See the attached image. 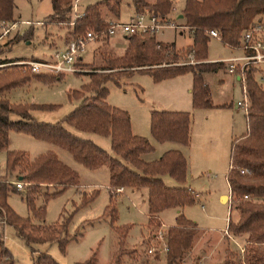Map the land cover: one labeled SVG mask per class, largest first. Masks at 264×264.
<instances>
[{"label": "trees", "instance_id": "trees-1", "mask_svg": "<svg viewBox=\"0 0 264 264\" xmlns=\"http://www.w3.org/2000/svg\"><path fill=\"white\" fill-rule=\"evenodd\" d=\"M108 1L111 0H99L87 5L82 16L68 27V32L77 36L87 30H103L106 21L100 5L117 15L118 0H114L113 5ZM132 2L135 13L146 10L165 16L170 7L169 0H154L151 4L142 0ZM50 4L52 14L57 17L71 9L70 0H51ZM263 7L264 0H184L181 26L191 31L192 43L189 50L196 57H205L209 39L205 32L209 29L218 32L223 45L236 46L244 30L243 16L251 9ZM13 8V0H0V21H13ZM16 36L21 39V36ZM125 39L127 45L122 56H103L101 62L88 74L87 82L78 90L67 92L68 98L73 97L78 103L55 123L36 121L30 115V111L34 109H52L54 106L13 104L3 93L31 78L46 84L59 78L48 74H33L23 65L0 66V150L5 151V174L0 176V225L11 227L16 236L29 247L32 264H59L46 251L38 250L34 245L55 240L63 251L65 242L76 237V233L68 234L66 231L69 216L64 217L60 223L44 224V204L36 206V201L41 199L45 203L67 187L76 185L78 177L53 151H45L30 159L24 151L6 149L9 131L24 133L67 150L76 162L88 169L107 166L110 191L118 187L145 188L147 226L153 223L160 225L157 214L162 210L180 208L194 202V195L187 188L165 186L160 178L166 174L178 182L184 180L186 163L180 152L167 150L156 160H142L141 155L151 152L153 147L144 137L131 133L128 115L124 110L107 104L104 83L107 80L117 83L120 77L129 76L134 71L148 74L153 82L191 72L192 107H210L209 91L201 75L218 69L222 64H176L173 58L165 54L167 48L173 47L171 43L161 44L154 40V35L146 34H131L125 36ZM12 61L15 60H0V64ZM254 72L252 67L245 71L249 103L245 114L246 132L231 142L230 167L226 174L232 206L237 213L235 220L228 218L226 230L233 236H243L245 243L239 260L225 255L221 264H264V87L256 82ZM10 114L16 115L18 119L10 120ZM188 124L187 112L151 110L149 113L150 133L159 143L172 141L186 144ZM66 126L109 137L112 154L91 140L72 133ZM240 170L247 172L240 173ZM10 176L14 179L9 178ZM14 182H22L21 188H16ZM110 191L102 217L108 218L117 233L119 246L113 253L110 264H119L117 253L129 225H113L116 221V196ZM11 193L20 195L26 205L28 217L17 216L9 207L6 199ZM96 194V191L83 193L80 206L92 201ZM243 196L246 198L242 199ZM236 199L239 200L234 202ZM197 230L193 221L185 218L182 213L176 214L174 223L163 232L166 245L164 264H178ZM0 264H13L1 232Z\"/></svg>", "mask_w": 264, "mask_h": 264}, {"label": "rangeland", "instance_id": "rangeland-1", "mask_svg": "<svg viewBox=\"0 0 264 264\" xmlns=\"http://www.w3.org/2000/svg\"><path fill=\"white\" fill-rule=\"evenodd\" d=\"M50 1L13 0L12 18L13 21L18 22L17 33H11L6 38V41L0 45V60H47L53 50L63 48L70 39L75 37L68 32V27H70L68 22L73 20L74 16L72 10L70 9L63 16L57 17L52 14ZM74 1L70 0V4L72 5ZM96 1L99 0H77L75 2L77 11L82 12L87 5L93 4ZM153 1L142 0V2L149 4ZM108 2L113 5L114 0ZM174 2L176 9L174 16H176L182 0H175ZM118 4L119 16L117 19L118 21H126L129 15H132L135 6L132 0H118ZM100 8L104 18L111 13L102 5H100ZM249 12H252L250 15L252 16L250 18L252 21L251 25L260 16L259 20L264 19V7L261 9H251L246 14ZM170 20L175 24H179L175 22L177 21L175 17L174 20ZM16 35L21 36V39ZM155 38L165 42L171 41L175 47L183 46L177 49L174 47L166 49L165 54L173 58V61L176 63L189 60L202 63L206 62L207 59H219L239 53V51L223 45L218 39L209 38L206 43L205 57H196L193 52L191 57H189L190 45L185 46L190 42L187 28H164L155 33ZM114 40L100 38L88 42L84 52L81 54V61L77 65L80 70L79 72L54 75V77H58L59 79L49 84L31 78L28 82L4 92L3 96L13 104L52 105L54 106L52 109H34L30 111V115L36 121L50 123L60 121L78 103L77 99L73 97L68 98L67 92L69 90H78L82 84L86 83L88 74L93 71L92 68L101 62L103 56L120 57L123 55L124 48L127 45L126 39L118 35L117 39ZM25 69L27 68L25 67ZM48 75L53 76V74ZM180 75L176 76L186 80L187 78H191L192 73L186 72ZM220 76L223 79L222 83L218 82ZM201 77L202 81L207 84V89H209V103L211 106L193 108L191 104V109L181 111L189 114L187 143L165 142L176 144L177 147H172L170 150L180 152L185 159L186 167L189 165V169L194 170L199 165L205 173L207 171L206 166H211L209 154H214L218 147L221 146L218 151L223 155V141L227 150L231 137L243 133L245 124L242 118L243 111H234L236 107L235 102L241 97L240 86L236 82L234 86H231L226 79L227 77L221 75V73L217 75L211 73L208 76L201 75ZM153 84L148 74L138 71L132 72L129 76L123 75L118 79L117 83L107 80L104 83L107 90L105 101L110 106L124 110L128 115L130 129L132 130V127L135 129L136 126L143 133L145 130V135L142 133L136 135L147 139L152 145L153 150L154 146L158 150L160 145H156L157 143L152 141L153 137L150 133L148 117L151 110H157L156 107H160L155 102L150 103L149 96L154 91L155 93L158 92L154 89ZM190 88L192 91V82ZM161 91L164 93V90ZM221 103H225L226 105L233 104V107L224 108V110L212 108L214 104ZM144 111H148V115L143 122L141 115ZM9 119L16 120L18 117L10 114ZM66 127L77 136L91 140L101 149L112 154L109 137L82 132L71 126ZM8 133L10 137H7L6 149L24 151L28 158L31 159L37 153L47 149H44L42 146L50 147L49 150L53 151L60 161L75 171L78 177L76 185L67 187L60 194L48 199L45 203H42L41 199L36 201V206L44 204V224L60 223L64 217L69 216L66 231L68 234L76 233V237L70 238L65 242L63 251L60 250L55 240L39 243L34 245V247L38 248V250L46 251L59 264H110L112 255L119 245L117 233L112 228L113 226L110 225L108 218L102 217L103 209L108 202V191H110L109 189L107 190L109 182L108 167L102 165L99 168L97 167L98 169L91 171L76 162L67 150L50 143L38 141L20 132L9 131ZM32 144H39L40 146H33ZM225 153L226 158L223 164L221 161V164L225 165L223 167L226 168L228 164V152L226 151ZM4 163L5 151L0 150V176L5 174ZM212 169L211 173L213 174L215 169ZM9 178L14 179L13 176ZM160 178L165 186L187 188L186 185H190L193 190L198 192V197L194 196V202L182 206L180 213L185 218L195 222L201 229H209L214 232V234H210V232L203 231L201 234L202 238H198L199 241H202L201 244L203 243L205 248L209 245V242L212 243L214 240L220 239L218 246L214 247L211 254L212 259L205 264H219L225 255H229L233 260H239L241 255L239 246L242 247L245 243L243 236L235 237L230 232H228V235L223 232L219 233L220 230L225 228V217L229 214V212L226 213V206L220 204L217 199L219 193L226 192L227 190L223 176L214 173L211 178L212 182H184L185 178L182 182H178L166 174L161 175ZM130 190L128 187H122L121 192H117L115 189L110 191V193H114L116 196V221L113 225H129L117 253L118 263L164 264V251L157 249L162 242L158 237V232L163 233L167 227H163L161 224L156 225L155 223L147 226V219L145 217L146 189L132 188V190H135L133 192ZM92 191L97 192L93 200L80 206L82 194H90ZM242 199L244 198L242 197ZM238 200L236 199L234 202ZM6 201L17 216L21 218L29 216L26 205L19 194H9ZM223 201L228 202V198L223 199ZM232 202L229 194L230 206H232ZM159 216L164 226L174 223L172 208L162 210ZM236 216L237 213L232 208L230 211L231 219L235 220ZM0 229L4 246L9 250L13 264H32L29 247L16 236L14 230L9 226L3 225H0ZM206 239L209 240L206 241ZM151 245L156 248L152 253L147 252V248ZM207 251L206 248L205 252ZM185 253L178 264H198L194 253L184 260ZM87 259L88 261H86Z\"/></svg>", "mask_w": 264, "mask_h": 264}, {"label": "built area", "instance_id": "built-area-1", "mask_svg": "<svg viewBox=\"0 0 264 264\" xmlns=\"http://www.w3.org/2000/svg\"><path fill=\"white\" fill-rule=\"evenodd\" d=\"M75 2L71 5L74 16L73 20L69 21V25H72L75 19L82 16V12L77 11ZM259 19L260 17L253 25L241 32L239 42L236 46L226 45L231 49L239 51L238 55L213 60L214 62L221 63L227 73L236 76L240 86L241 97L235 102V106L240 108L245 114L249 105L245 88V71L248 67L255 69V80L260 86L264 87V19ZM17 27V21H0V45L6 41V38L11 33H17ZM164 28L181 29L183 26L173 23L166 16L152 14L145 10L140 13H135L126 21L109 20L106 22V27L101 31L87 30L83 34L73 37L63 48L53 50L47 60H15L0 64V66L7 64L23 65L33 74L61 75L64 73L79 72L80 70L77 65L81 61V54L84 52L88 42L100 38H111L115 35L125 37L131 34H146L152 36ZM205 33L208 37L220 41L219 34L216 30L209 29ZM191 54L192 51H189L188 56L191 57ZM194 63L199 62L189 60L176 64ZM244 172L247 171L240 170V173ZM14 184L16 188H21L22 186V182H14ZM115 190L121 192L122 187H118ZM243 198L245 199L246 196H243ZM224 232L227 233V230L224 229ZM158 237L162 242L157 249L165 251L166 245L163 239V233L159 231ZM239 249L242 251L241 246H239ZM155 250L156 248L153 245L147 248V252L150 253Z\"/></svg>", "mask_w": 264, "mask_h": 264}, {"label": "crops", "instance_id": "crops-1", "mask_svg": "<svg viewBox=\"0 0 264 264\" xmlns=\"http://www.w3.org/2000/svg\"><path fill=\"white\" fill-rule=\"evenodd\" d=\"M75 1L77 2V0H75ZM169 1H170V4H171L170 11L165 16H166V18L172 19V20H174V17H175L177 19V21H175V22H177V23H179V25H181L182 24L181 9L183 7V4H184L183 1L184 0H182V4L179 7V10H178V13L176 14V16H174V12L176 10L175 7H174V3H175L174 1L175 0H169ZM118 5L119 4L117 3V6H116L117 15H114L113 13H110L109 15H107L105 17V21L106 22L109 21V20H118L117 19L118 16H119ZM251 13L252 12H249L248 14H245L243 16V27H244V29H247L252 24V21L250 19V18H252V16H250ZM134 14H135V9H134L132 15H134ZM132 15H129V17H131ZM181 29H185V28L183 27ZM187 33L189 35V41L190 42H189V44H187L185 46H189L192 43L191 31H189L187 29ZM180 34H182V32H180ZM117 36L118 35H115V36L111 37L110 39H112L113 41H115L114 39H117ZM119 37H120V35H119ZM122 38L125 39V37H122ZM208 38H211V37H208ZM154 40L156 42H159V43H167V44H170L171 43V44H173V47L176 48V49L183 47V46H181V47H175L174 43L171 42V41L170 42H165V41L158 40V39L155 38V34H154ZM238 54H236V55H238ZM230 56H235V55H230ZM230 56H226V57H230ZM226 57H224V58H226ZM213 60H216V59H207L206 62H214ZM211 73L214 74V75H217V74L221 73V75L226 76L227 77L226 79L228 80L229 84H231V86H234V83L235 82L239 85L236 76L227 73L224 70V66L223 65L222 66L220 65V68H218L216 70L209 71V72H203L202 73V76H204V75L205 76H208ZM181 81H184V82H181ZM191 82H192V76H191V78H187L186 80H184L183 78L181 79L178 76H174V77H171V78L163 79V80L158 81V82H153L154 83L153 84V87L158 92L155 93V91H154V93L151 94V96H149L150 97V101H151L150 103L152 104L153 102H155L156 104H158V106H160V107H156V109L157 110H161V111H188L189 109H191V102H190V92H191L190 86H191ZM218 82L219 83L220 82L221 83L223 82V79H222L221 76L218 79ZM203 83L207 86V84L204 81H203ZM176 88H178V89H176ZM161 90H164V93ZM231 107H233V104L226 105L225 103H221V104H214V107H212V108H215L217 110H224V108H231ZM240 110H241L240 108H237V107L234 108V111H236V112H238ZM147 115H148V111H144L142 113L141 116L143 118V122L147 118ZM148 117H149V115H148ZM242 118H243V121H244V124H245V130L240 135H242V134H244L246 132V121H245V113L244 112H243ZM131 132L134 135H136V134L139 135L141 133L143 135L146 134L145 133V130H144V133H143V132L140 131L139 128L137 129L136 126H135V129L132 127ZM9 135L10 134L8 133V135H7L8 138L10 137ZM25 135H27V134H25ZM240 135L234 136V137L232 136L233 138L231 137V139L229 141V144L227 146L228 147L227 150L225 149V146H224L225 142L223 141V146H222V148H223L222 152H224L223 155H221L220 154V151H218L221 148V146L218 147V149L216 150V152L214 154H209V159H210V162H211V166H206L207 171L205 173L203 171V168L201 166H199V165H197L194 168V170H190L189 169V165H187L188 167H186V177H185V181L184 182H212L211 178H212L213 174L215 173V174L222 175L223 176V179H224V181L226 182V185H227L226 174H227V171H228L229 166H230V160H229L230 145H231L232 140L235 139V138H237V137H239ZM38 141H40V140H38ZM152 141L155 142V143H157L156 145H160L159 146L160 148L158 150H156V148L154 146V150L153 151H151L149 153L142 154L141 155V158L144 161L156 160L165 151L172 149V147H177L176 144L171 143V142L158 143L153 138H152ZM32 145L33 146H35V145L38 146L39 144H32ZM42 147L44 149L47 148L45 151L49 150V148H50V147H47V146H42ZM45 151L40 152V153H44ZM226 151L228 152V164H227V167L225 168V167H223L225 165H222V164L224 163V160L226 158V156H225V154H226L225 152ZM40 153H37L36 155H38ZM221 161H222V164H221ZM98 168L90 169V170L91 171H94V170H96ZM212 168L215 169V171H214L213 174L211 173V170H213ZM186 186H187V189L189 191H191L192 193H194V196L197 198L198 195H199L198 192H196L195 190H193L190 185H186ZM107 190H108V187H107ZM130 191L133 192L135 190H132L131 189ZM108 194H109V191H108ZM229 194H230V192H229L228 185H227L226 192H221L217 196V199L220 202V204H223V205L226 206V213L229 212V214L225 217V223H226L225 224V228H224L225 230H226L227 220H228V218H231L230 217V211L233 208V206H230V203H229ZM225 198L226 199L228 198V202L227 201H225V202L223 201V199H225ZM172 209H173V218H175L176 214L177 213H180L181 207L180 208H172ZM159 213L157 214V219L159 220V223L163 227L170 226V225H165L164 226L163 223H161ZM145 217H146V214H145ZM195 225H196V227H197L198 230H197L196 234L194 235V240L192 242L191 247L186 251L185 256H184L183 259L186 260L190 256V254L193 255V253H194L195 254V257H196V260H197V263L198 264H205V263H208L212 259L211 254H212V252L214 250V247L218 246L220 239L219 240L217 239L216 241L214 240L212 243L209 242V245L206 247L208 251L205 252L206 248L203 246V243L201 244L202 241H199V239L202 238L201 237V234L203 233V231L204 232H210V234H214V232H212L209 229H201L196 223H195ZM224 229L220 230L219 233H222L223 232V233H225V234L228 235V232L227 233L224 232ZM207 240H209V239H206V241ZM229 247H230V245H229ZM160 253H162V252L160 251ZM224 254H223V256H224ZM223 259H224V257H222V259L219 262V264L222 263Z\"/></svg>", "mask_w": 264, "mask_h": 264}]
</instances>
